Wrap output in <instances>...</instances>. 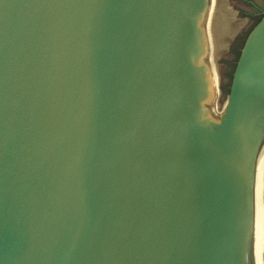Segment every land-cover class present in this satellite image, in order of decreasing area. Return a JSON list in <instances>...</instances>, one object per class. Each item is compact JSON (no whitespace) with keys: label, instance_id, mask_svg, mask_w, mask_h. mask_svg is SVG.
I'll return each mask as SVG.
<instances>
[{"label":"water","instance_id":"95a60500","mask_svg":"<svg viewBox=\"0 0 264 264\" xmlns=\"http://www.w3.org/2000/svg\"><path fill=\"white\" fill-rule=\"evenodd\" d=\"M206 0H0V264H253L264 12L223 119Z\"/></svg>","mask_w":264,"mask_h":264},{"label":"bare ground","instance_id":"6f19581e","mask_svg":"<svg viewBox=\"0 0 264 264\" xmlns=\"http://www.w3.org/2000/svg\"><path fill=\"white\" fill-rule=\"evenodd\" d=\"M234 3L236 4L232 0H206L198 25V32L201 39L203 70L208 80L207 92L209 91V95H207L206 103H208V109L210 108L213 114L216 113V110H218L217 106L219 105V97L218 93H216V83L221 78L219 76L220 64L218 63V56L221 53L223 54L231 42L233 35L248 20L237 15V11L233 7ZM224 108L226 110L227 100ZM225 113L226 111L221 114L219 120L224 118ZM208 115L205 117L207 118ZM208 121H212V119ZM259 154H261V159L263 160L264 136H262V140L259 143L257 156ZM260 169L254 174L255 177L253 176V179L256 178V180L252 183L250 191L252 203L251 256L253 264H264V165ZM259 171L263 175H261V172L258 173ZM257 175L260 177H257Z\"/></svg>","mask_w":264,"mask_h":264},{"label":"rangeland","instance_id":"374dc122","mask_svg":"<svg viewBox=\"0 0 264 264\" xmlns=\"http://www.w3.org/2000/svg\"><path fill=\"white\" fill-rule=\"evenodd\" d=\"M232 1L236 2V4L235 3L233 4V7L237 11V15L241 18H247L248 20L246 21L244 26L240 28L239 31L235 33V35H233L231 42L228 44L223 54L221 53L218 56V63L220 64L219 76L221 78L216 83V93H218L219 105L217 106L218 110H216V113L214 112L215 114H213L210 108H209L210 110L208 109L209 106L208 103H206L207 98H205L203 89H201L202 104L200 105L199 108L200 111H202V113L204 114V122L206 123V125L213 127L216 125L215 121H218L220 119L221 114L226 111L224 107L226 105V100L229 92V85L233 70L235 68L236 61L240 54V50L248 34L259 21L260 17L262 16V12H264V0H232ZM222 49H220V51H222ZM206 115H208L207 118L205 117ZM211 119L212 121H208ZM263 161L264 159L262 160L261 154H259L255 160L253 176L256 173V171L261 170L260 168L264 165ZM260 172L261 171H259L258 173ZM261 175H263L262 172ZM257 177L260 176L257 175ZM253 178L252 181L254 183L256 178L255 179Z\"/></svg>","mask_w":264,"mask_h":264},{"label":"flooded vegetation","instance_id":"af4514ba","mask_svg":"<svg viewBox=\"0 0 264 264\" xmlns=\"http://www.w3.org/2000/svg\"><path fill=\"white\" fill-rule=\"evenodd\" d=\"M261 18V17H260ZM260 20V19H259Z\"/></svg>","mask_w":264,"mask_h":264}]
</instances>
